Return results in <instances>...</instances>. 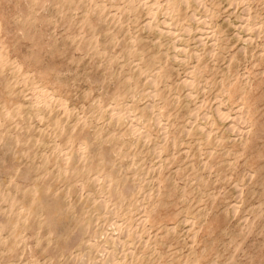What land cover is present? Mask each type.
<instances>
[{
	"label": "rangeland",
	"instance_id": "374dc122",
	"mask_svg": "<svg viewBox=\"0 0 264 264\" xmlns=\"http://www.w3.org/2000/svg\"><path fill=\"white\" fill-rule=\"evenodd\" d=\"M0 264H264V0H0Z\"/></svg>",
	"mask_w": 264,
	"mask_h": 264
}]
</instances>
